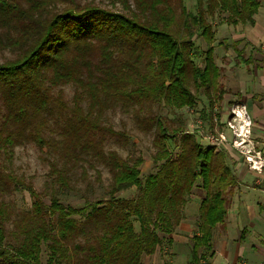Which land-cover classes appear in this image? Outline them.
<instances>
[{"label": "trees", "instance_id": "trees-1", "mask_svg": "<svg viewBox=\"0 0 264 264\" xmlns=\"http://www.w3.org/2000/svg\"><path fill=\"white\" fill-rule=\"evenodd\" d=\"M117 2L121 8L101 0H0V153L34 142L50 166V193L0 169V264H145L172 241L197 186L205 194L190 264L212 251L213 228L227 214L224 194L236 183L227 153L145 110L194 106L192 86L208 92L211 107V87L221 100L214 22L222 15L221 23L252 24L262 0H195L190 8L185 0ZM198 36L207 42L202 65L192 58ZM116 110L134 114L153 135L154 170L146 176L142 156L108 147L128 143L110 121ZM201 117L212 127L205 108ZM89 168L98 180L108 170V189L96 199L81 195V206L64 203L59 194L75 191ZM21 187L30 193L28 208L11 199Z\"/></svg>", "mask_w": 264, "mask_h": 264}, {"label": "rangeland", "instance_id": "rangeland-1", "mask_svg": "<svg viewBox=\"0 0 264 264\" xmlns=\"http://www.w3.org/2000/svg\"><path fill=\"white\" fill-rule=\"evenodd\" d=\"M101 1L106 6L114 9L121 8L118 2L112 6L111 1L113 0ZM185 3L190 8L196 2L195 0H185ZM223 19L225 18L221 15L214 22L216 34L213 43L215 46L216 63L220 68L219 82L224 90L221 100L218 99L214 88L211 87L209 92L211 98L214 99L213 106L211 107L209 105L210 98L208 92L204 89L197 91L192 86L193 91L198 96V101L194 106L170 108L163 103H154L148 105L145 112L160 114L164 118H168V122L172 126H183L187 131L200 135L202 143L213 146L214 152L223 150L227 153V158L233 155L242 158L248 163L246 155L249 152H252L253 158H259L257 153L259 151V143L256 141L257 135L254 131V114L251 112L248 103L244 101L247 84H249V78L253 74L254 62L241 60L232 47L235 44L238 49L243 50L244 58H247L248 53L245 50L247 44L242 37V27L244 24L233 26L221 23L224 22ZM238 38H240V41L236 40ZM195 42L197 46L195 52H197L192 54V58L197 64L202 65L207 42L202 36L196 37ZM0 56H4V53H0ZM257 56L261 58V55L257 54ZM63 95L65 100L71 101L73 86H64ZM203 108L206 109L208 119L211 116L214 118L212 127L209 126L208 120L204 121L201 117ZM234 110L239 111L240 116H236L233 112ZM108 115L113 126L117 130L126 131L129 136L125 149L112 143L108 147L118 148L123 155L130 153L134 156H142L144 158L141 165L143 175L146 176L151 173L154 170L153 155L155 152L152 144V133H146L139 129L134 114L116 110L109 112ZM230 123L233 124L234 128L230 126ZM221 124L223 128H221ZM221 134H224L225 138H222ZM230 144H232V148ZM1 152L0 169H4V165H7V170L13 171L21 178L25 185H32L37 191L43 193L50 191L48 189L50 187L48 184L50 166L47 161L49 155L46 150L43 152L34 142H30L16 146L11 153L6 154L3 151ZM259 152L263 157L262 152ZM249 168L252 169L250 165ZM101 173V179L98 180L97 173L89 168L87 178H81L79 184L74 188L75 191L59 194L61 200L66 204H72L76 207L83 205L84 198L82 196L84 194L95 199L102 196L109 187L111 175L105 168L101 169ZM49 193L47 194L49 195ZM47 194L45 196L48 201L49 196ZM204 194L205 190L201 186L194 187L188 202L190 203V208H196L199 200L198 197L200 195L203 197ZM125 195L130 196L132 193L129 191ZM11 199L15 202L17 208H28L31 204L30 193L22 187L11 196Z\"/></svg>", "mask_w": 264, "mask_h": 264}, {"label": "crops", "instance_id": "crops-1", "mask_svg": "<svg viewBox=\"0 0 264 264\" xmlns=\"http://www.w3.org/2000/svg\"><path fill=\"white\" fill-rule=\"evenodd\" d=\"M242 28L247 44L246 62H254L244 101L254 114L258 150L264 158V0L254 23L244 24ZM227 162L235 173L236 183L224 194L226 218L213 228L212 251L202 263L264 264V167L261 171L252 170L245 160L233 155ZM198 198L196 208H190V203L184 208V218L172 234V241H166L154 254L145 256V264H190L192 238L201 235L198 220L203 197Z\"/></svg>", "mask_w": 264, "mask_h": 264}, {"label": "built area", "instance_id": "built-area-1", "mask_svg": "<svg viewBox=\"0 0 264 264\" xmlns=\"http://www.w3.org/2000/svg\"><path fill=\"white\" fill-rule=\"evenodd\" d=\"M233 112L235 113L236 116H240V112L239 111H235L234 110ZM230 126L232 128H234L233 124H231V123H230ZM221 137L225 138L224 134H221ZM251 153L252 152H249V154L246 155V159H247L250 167L252 169L257 170V171H261L263 169V167H264V158L261 156V153L259 151H257L259 158H257V157L253 158L254 155L251 154Z\"/></svg>", "mask_w": 264, "mask_h": 264}]
</instances>
